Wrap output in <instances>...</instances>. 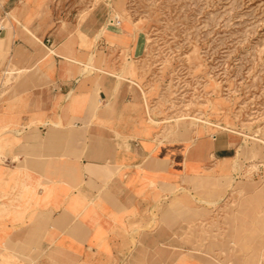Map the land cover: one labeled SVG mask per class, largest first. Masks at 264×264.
Listing matches in <instances>:
<instances>
[{"label":"crops","instance_id":"0c3cea01","mask_svg":"<svg viewBox=\"0 0 264 264\" xmlns=\"http://www.w3.org/2000/svg\"><path fill=\"white\" fill-rule=\"evenodd\" d=\"M9 13L0 10V264H254L232 248L231 229H214L235 220L206 207L231 194L235 146L162 138L149 123L140 33L107 25L95 40L97 15L47 30L31 21L36 8L19 24Z\"/></svg>","mask_w":264,"mask_h":264},{"label":"rangeland","instance_id":"374dc122","mask_svg":"<svg viewBox=\"0 0 264 264\" xmlns=\"http://www.w3.org/2000/svg\"><path fill=\"white\" fill-rule=\"evenodd\" d=\"M35 8L31 21L47 30L97 15L104 28L95 40L107 25L140 33L149 123L162 138L229 137L231 194L207 204L208 216L235 220L214 229L235 234L232 248L264 264V0H0L15 24Z\"/></svg>","mask_w":264,"mask_h":264},{"label":"built area","instance_id":"2783aa9c","mask_svg":"<svg viewBox=\"0 0 264 264\" xmlns=\"http://www.w3.org/2000/svg\"><path fill=\"white\" fill-rule=\"evenodd\" d=\"M3 30V26L2 24H0V32ZM46 43H48V41H46Z\"/></svg>","mask_w":264,"mask_h":264},{"label":"bare ground","instance_id":"6f19581e","mask_svg":"<svg viewBox=\"0 0 264 264\" xmlns=\"http://www.w3.org/2000/svg\"><path fill=\"white\" fill-rule=\"evenodd\" d=\"M4 28V27H3ZM104 28V27H103ZM102 32H100V34H101ZM87 71V70H86ZM209 125V124H208Z\"/></svg>","mask_w":264,"mask_h":264}]
</instances>
